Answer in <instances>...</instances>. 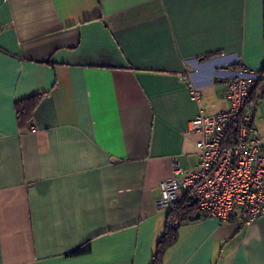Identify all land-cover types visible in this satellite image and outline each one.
<instances>
[{"label":"crops","instance_id":"1","mask_svg":"<svg viewBox=\"0 0 264 264\" xmlns=\"http://www.w3.org/2000/svg\"><path fill=\"white\" fill-rule=\"evenodd\" d=\"M242 66L264 68V0H0V264H151L159 182ZM253 113L264 148V94ZM161 264H264V215L182 221Z\"/></svg>","mask_w":264,"mask_h":264},{"label":"built area","instance_id":"2","mask_svg":"<svg viewBox=\"0 0 264 264\" xmlns=\"http://www.w3.org/2000/svg\"><path fill=\"white\" fill-rule=\"evenodd\" d=\"M191 97L199 89L188 83ZM264 94L257 71L240 67L226 82L227 107L216 113L199 112L189 121L195 141L197 165L181 168L172 158V175L159 182L158 208L170 210L181 199L194 213L183 221L215 217L247 223L264 215V148L254 128L253 110ZM182 221L175 218L173 228Z\"/></svg>","mask_w":264,"mask_h":264},{"label":"trees","instance_id":"3","mask_svg":"<svg viewBox=\"0 0 264 264\" xmlns=\"http://www.w3.org/2000/svg\"><path fill=\"white\" fill-rule=\"evenodd\" d=\"M260 80H264V68L257 71ZM40 94H34L29 97L23 98L18 101L17 110L20 123L31 118L33 109L39 99ZM194 213L193 205L187 202L186 199H181L176 202L169 210L167 215V226L162 236L158 239L152 256L151 264H161L165 250L168 246L172 245L176 240V227L171 226V222L177 218L183 221L189 218ZM89 250L88 244L77 248L71 254L85 253Z\"/></svg>","mask_w":264,"mask_h":264}]
</instances>
